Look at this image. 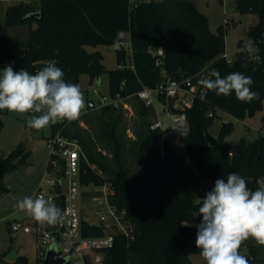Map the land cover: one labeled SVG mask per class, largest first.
Segmentation results:
<instances>
[{
	"label": "trees",
	"instance_id": "16d2710c",
	"mask_svg": "<svg viewBox=\"0 0 264 264\" xmlns=\"http://www.w3.org/2000/svg\"><path fill=\"white\" fill-rule=\"evenodd\" d=\"M236 9L258 16L255 28L250 30L254 50L247 48L249 43L241 42L236 58L228 62L223 55L228 24L220 25L217 32L212 31L208 15L191 0H41L38 5L21 2L7 9L6 25L28 26L29 36L24 40L1 36L0 62L10 60L15 71L23 68L35 74L39 70L38 62L55 61L64 73L63 79L80 86L82 74L87 73L90 82H94L106 70L103 55L89 51L86 46L114 44L119 32L124 30L130 35L132 51L117 47L119 67L108 71L111 95L127 96L136 94L143 86L155 87L162 79L163 70L178 80L191 78L194 83L202 76L207 77L212 68L219 70L221 76L233 72L250 76L254 81L252 91L259 94V99L244 103L234 93L225 97L205 89L203 97H197L185 109L190 134L183 138V143L205 180L215 182L238 173L255 191L257 180L264 176V135L228 143L234 125L231 120L221 121L216 144H211L205 133L221 114L243 119L260 110L264 103V0H237ZM32 11L39 14L30 16ZM159 47L164 49L161 65L156 64ZM15 48H22L25 53L13 52ZM254 55H260L259 61L253 59ZM141 102L144 113L152 109ZM170 107L172 112L180 110L174 100ZM115 108L106 106L83 116L98 139L113 141L111 161L104 153L94 150L95 139L84 137L85 129L72 125L67 130L81 138L87 156L81 164L82 185L108 182L113 188L112 202L120 209H127L135 226L132 239L116 236V243L105 253L103 264H194L191 254L200 251L195 247L196 225L201 220L198 208L205 196L204 193L199 196L195 185L199 178L183 170L182 158L171 150L169 142L164 144V152L161 151L157 141L160 130L151 126L137 146L141 173L130 175L123 160V142L117 130L120 118ZM4 111L0 110V128ZM56 129L57 123L54 132ZM230 149L233 154L229 153ZM18 152L21 155L16 162ZM25 158L21 147L8 155L0 154V196L7 190L4 173ZM182 222L189 226H183ZM83 232L90 236L102 231L83 221ZM249 239L251 263L264 264V246ZM4 254L0 255L1 262L6 261ZM18 260L28 264L24 255Z\"/></svg>",
	"mask_w": 264,
	"mask_h": 264
},
{
	"label": "built area",
	"instance_id": "2783aa9c",
	"mask_svg": "<svg viewBox=\"0 0 264 264\" xmlns=\"http://www.w3.org/2000/svg\"><path fill=\"white\" fill-rule=\"evenodd\" d=\"M228 23L229 21L226 20L225 24ZM116 44L118 48L123 47L132 51L130 35L124 30L119 32ZM156 54L158 55L156 64L161 65L164 49L159 47L156 49ZM223 55L228 62H232L228 53ZM259 58L260 55L253 56L256 61H259ZM205 89L200 84L194 83L191 78L178 80L163 70L162 79L155 87L143 86L136 94L132 95L123 96L120 93L111 95L94 87L91 93L85 97L86 106L79 119L57 123L58 129L49 139L51 159L46 171L51 177L42 179L31 197L36 198L43 194L55 206H57L59 198L60 206L57 207L62 210V218L55 224L56 227L47 223L41 224L28 214L23 218L10 221L9 224L15 233L24 232L33 235L37 242L39 264H44L51 248L57 251L59 257L66 260L65 264H103L105 253L115 245L117 235L126 236L128 239L133 238L134 223L129 219L126 208L120 209L112 202L113 188L111 185L108 182L101 185H96L93 182L88 186L82 185L81 164L83 159L87 160V156L84 153L81 138L69 134L67 130L75 123L85 126L83 116L88 112L100 110L106 106L120 107L122 104H126L127 99L131 97L144 101L146 106L155 111H157V103H160L171 119L169 126H166L160 117L151 124V129L160 130L157 141L161 151L164 152V144L169 142L171 150L182 158L181 167L183 170L189 176L199 178L198 181L203 185L204 195L214 187L215 182L201 177L183 143V138L190 134L185 109L193 105L197 97H203ZM161 98H164L165 101ZM173 100L174 105L180 109L179 111H171L170 104ZM224 121H228V119H224ZM229 153L233 154L232 149ZM61 167L64 168V175H60ZM58 185L60 186L59 192ZM82 186L94 188L95 191H82ZM249 189L251 190V188ZM79 199L83 203H87L83 204L81 209L78 206ZM91 212L93 215L90 214ZM83 221L101 229V234L85 235Z\"/></svg>",
	"mask_w": 264,
	"mask_h": 264
},
{
	"label": "rangeland",
	"instance_id": "374dc122",
	"mask_svg": "<svg viewBox=\"0 0 264 264\" xmlns=\"http://www.w3.org/2000/svg\"><path fill=\"white\" fill-rule=\"evenodd\" d=\"M200 11L206 13L209 17V25L212 31L217 32L220 25H224L225 21L229 23L226 26L225 32V50L228 53L229 59L233 60L237 56V51L240 49L241 42H251L250 30L255 28L258 16L254 12H241L236 9L237 0H191ZM21 2H32L35 5L40 4L41 0H3L4 9L10 5L19 4ZM37 22H33V27ZM22 27L9 28L7 36L11 38L15 32H22ZM89 51H99L102 55V62L106 66V70L102 73L99 80L90 82V77L87 73L80 76V88L86 95L91 93L94 87H98L102 92H110L109 70L118 68L117 62V44H102V45H87ZM9 64L13 67V62L5 60L0 62V70ZM115 114L120 118L117 127L118 134L123 142V160L130 175L138 176L141 173L140 162L138 158L137 146L150 128L151 124L159 117L166 126L171 124V119L164 111L162 105L157 103V111L154 109L144 113L143 103L136 97L127 99L126 104L115 108ZM30 115L38 114H18L15 112L5 111L1 114L3 124L0 128V154L8 155L20 147L22 152L26 154L25 161L19 162L12 170L6 171L4 174V182L7 190L0 196V255L4 254L12 248H17L19 255H24L28 264H39L37 259V242L32 234L15 233L11 230L9 224L14 219H20L26 216V212L16 208L19 200L25 196H32L38 184L44 178H49L51 175L46 171V168L51 159V149L49 148V139L53 134V125L35 130L27 126V119ZM221 118H217L214 125L211 127L212 132L216 137L219 135L220 123L222 120L233 121V129L228 136V143H237L247 139H255L261 134L264 135V103L260 110L253 115H247L243 119L235 118L231 115L221 114ZM85 126L77 123L84 130L83 136L90 140L94 137V150L100 151L109 157V160L114 159L112 153L113 141L109 138L103 140L95 136V131L86 123ZM89 127V128H88ZM92 139V138H91ZM178 144H181L177 142ZM16 162L19 161L21 152L17 153ZM178 172H182L178 169ZM264 179V176L261 178ZM260 180V179H259ZM200 191V197L203 194V185L199 181H195ZM65 187V184L63 183ZM82 191H95L94 188L81 187ZM80 199L78 206L83 207ZM93 215V212L90 213ZM83 215V214H82ZM84 216V215H83ZM240 246L239 253L242 256H250L251 240ZM243 243V242H242ZM191 259L194 264H206L199 252L191 254ZM251 264H260L259 261H253Z\"/></svg>",
	"mask_w": 264,
	"mask_h": 264
},
{
	"label": "clouds",
	"instance_id": "9594fccd",
	"mask_svg": "<svg viewBox=\"0 0 264 264\" xmlns=\"http://www.w3.org/2000/svg\"><path fill=\"white\" fill-rule=\"evenodd\" d=\"M247 48L254 50L251 42ZM63 76L55 61L46 63L35 74L23 68L15 71L9 64L0 70V110L38 114L30 115L26 121L35 130L79 119L86 106L84 94L78 84L67 83ZM198 83L218 96L234 93L244 103L259 99L251 88L253 79L240 72L221 76L219 70L212 68ZM257 184L258 188L252 191L241 175L231 173L226 179H217L201 199L195 247L200 249L206 264H248L239 253L242 242L252 238L264 246V179L257 180ZM16 208L41 224L55 225L62 218V210L43 194L36 198L25 196ZM182 225L189 226L183 222Z\"/></svg>",
	"mask_w": 264,
	"mask_h": 264
},
{
	"label": "water",
	"instance_id": "95a60500",
	"mask_svg": "<svg viewBox=\"0 0 264 264\" xmlns=\"http://www.w3.org/2000/svg\"><path fill=\"white\" fill-rule=\"evenodd\" d=\"M39 14V11H32L30 16L31 15H38ZM13 52H17V53H21V54H24L25 51L22 49V48H15L13 49ZM46 64V62H38L37 63V66L38 68H42L44 65ZM206 135H207V139L208 141L211 143V144H216L218 142V138L210 131H206L205 132ZM60 175H64V168L61 167V170H60ZM57 189H58V192L60 191V186L58 185L57 186ZM56 205L59 207L60 206V199L58 198L57 199V203ZM56 227V225H55ZM19 251L17 248H12L10 251L6 252L4 254V260H6L5 262H1L0 261V264H26L24 262H19ZM248 260V264L251 263L250 261V258L249 256H245ZM65 259L59 257L57 255V251L53 248L49 249L48 251V254L45 258V262L44 264H65Z\"/></svg>",
	"mask_w": 264,
	"mask_h": 264
},
{
	"label": "crops",
	"instance_id": "0c3cea01",
	"mask_svg": "<svg viewBox=\"0 0 264 264\" xmlns=\"http://www.w3.org/2000/svg\"><path fill=\"white\" fill-rule=\"evenodd\" d=\"M2 1L3 0H0V37L4 36V35H8L7 31L9 28L22 27L23 31L22 32H15V34L13 33L11 38L22 39V40L27 39L29 36V34H28L29 27L28 26L20 25V26L8 27L6 25L5 14H6L7 9L10 7V5L7 7V9L6 8L4 9V5H3ZM25 3H29V2H25ZM32 26H33V24H32ZM53 130H54V124H53ZM53 133H54V131H53Z\"/></svg>",
	"mask_w": 264,
	"mask_h": 264
}]
</instances>
